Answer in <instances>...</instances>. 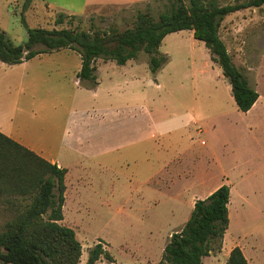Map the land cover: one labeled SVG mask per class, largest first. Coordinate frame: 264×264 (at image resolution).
Here are the masks:
<instances>
[{
  "label": "rangeland",
  "instance_id": "374dc122",
  "mask_svg": "<svg viewBox=\"0 0 264 264\" xmlns=\"http://www.w3.org/2000/svg\"><path fill=\"white\" fill-rule=\"evenodd\" d=\"M24 1L0 0V30L14 45L27 40L29 29L87 31L113 27L121 31L133 25L138 11L150 10L157 15L162 9V0H143L94 8L83 14L80 10L84 0H32L23 11ZM243 1L218 0V3ZM58 14L69 18L55 25ZM219 35L235 66L260 93L258 108L247 113L237 109L229 83L191 31L172 33L163 39L159 49L163 62L155 74L150 71L149 56L143 52L137 54L125 72L115 62L114 68L100 71L96 81L101 82L103 93L96 102L92 101L97 104L94 106H99L102 97L110 93L108 99L104 98L108 102L142 106L150 114L155 138L149 145V166L158 173L154 179L160 186H135L134 174L138 172L131 163L112 171L110 168L103 171L92 163L94 189L89 191L75 192V186L65 181L68 191L64 193L61 224L75 232L81 245L78 264H85L89 251L98 244L108 257L102 255L95 264H158L170 236L179 232L188 220L194 202L206 199L217 185L231 189L229 226L219 249L213 248L202 264H225L235 247L240 248L248 264H264V6L227 16ZM73 51L52 55L66 58L71 66L80 62L78 52ZM48 74L44 75V82L40 81L42 89L36 95L37 100L49 103V98L56 97L54 92L52 97L44 93L49 78L51 87L59 89L61 100L68 103L73 85L69 74L63 77L64 73L58 70L49 77ZM2 75L0 70V100L4 98V103L7 102L4 112L12 115L16 97H21L19 102L30 97L20 86L6 87ZM18 108L25 109L21 105ZM46 108L48 112L56 111L53 105ZM63 109L60 103L57 111ZM14 116L8 122V132L27 137L33 131L39 136V125L19 119V113ZM55 130H50L51 139L56 136ZM114 178H122L123 184H113ZM7 201L6 197L0 199V209L7 206ZM9 218L10 213L0 211V225Z\"/></svg>",
  "mask_w": 264,
  "mask_h": 264
},
{
  "label": "trees",
  "instance_id": "16d2710c",
  "mask_svg": "<svg viewBox=\"0 0 264 264\" xmlns=\"http://www.w3.org/2000/svg\"><path fill=\"white\" fill-rule=\"evenodd\" d=\"M31 1H24L23 11ZM263 6L264 0L225 5H220L218 0H162L157 15L150 10L138 11L133 25L121 31L113 27L87 31L29 29L27 40L20 45L12 44L0 30V62L11 66L39 54L76 50L81 60L78 78L95 84L96 59L123 66L143 52L149 56V68L155 74L163 62L159 52L163 39L187 30L207 48L211 62L218 65L230 85L237 109L246 113L258 99V93L233 63L219 29L227 16ZM66 18L69 16L58 14L54 24L61 25ZM65 174V169L45 161L0 132V199H8L7 206L0 211L11 214L0 225V264L80 262L82 250L75 232L61 224ZM229 198V186L222 185L206 199L196 200L183 228L170 236L158 264H202L213 248L219 249L229 223ZM102 255L108 257L98 244L89 251L85 264H95ZM225 264L248 262L240 248L235 247Z\"/></svg>",
  "mask_w": 264,
  "mask_h": 264
},
{
  "label": "crops",
  "instance_id": "0c3cea01",
  "mask_svg": "<svg viewBox=\"0 0 264 264\" xmlns=\"http://www.w3.org/2000/svg\"><path fill=\"white\" fill-rule=\"evenodd\" d=\"M132 1L137 2L143 0H84L80 12L84 14V12L86 13L88 10L94 8L128 5ZM57 52L74 51L65 49ZM57 52L39 54L17 65L10 66L0 62V70L3 71L2 76L5 77L4 80L7 82L6 87H9L11 84L17 87L20 86L21 89H24L21 91L23 93L26 92L27 96L30 97L22 102H19L21 97H16V100L13 101L15 107L13 112L19 113V119L26 120L27 123H36L37 126L39 125L41 131L38 137H36V133H32L33 131L29 132V136L27 137H24V134L16 136L8 132V122L13 121L15 113L10 115L8 112L7 114L4 112L7 102L4 103V98H2L0 100V132L45 161L65 169L64 185L65 181H70V186H75L73 189L75 192L94 189L91 187L94 185H92L93 178L91 176L92 163H96L98 168L103 169V171L106 168H110L109 170L112 171V168L115 170L117 166L122 168L124 163H131L138 172L135 173L136 175L134 174L133 184L135 186H160V184H156L154 179V176L158 173L150 170L151 154L149 152V145L155 138L154 125L150 114L142 106L139 107L131 104L117 105L112 104L110 101L108 102L104 98L108 99L111 95L110 93L106 94V97H102V103L99 106H94L97 104L92 103V101L96 102L99 99L100 93H103L101 91V82L96 81L100 76V71L107 69L106 67L114 68L112 65L114 62L96 59L95 84H92L87 80L81 81L77 76L81 68V60L78 54L80 62L76 65L72 63L71 66H68L69 64L65 61L66 58L59 59L53 57L52 54H56ZM58 59L62 62L58 61ZM131 61L129 60L125 65L119 67L123 68L125 72L132 66L129 65ZM14 70H18V72ZM57 70L64 73L63 77L69 74L70 82L73 80L71 97L68 103L61 100L58 93L59 89L54 90L51 87V80L49 78L47 79L45 85L46 91L44 93H46V96L52 97L54 92L56 97L53 99L49 98L51 100L49 103L47 101L37 100L36 95L42 89L39 88L40 81L44 82L43 79L46 73H49L47 75L49 77L50 73ZM258 77L260 81V76L258 75ZM111 79L109 77V81ZM1 84L2 81H0V87ZM64 84H66L65 81ZM260 99V93L258 92V99L252 108H258ZM60 103L63 104L64 109L58 112L57 106ZM19 105L24 106L25 109L18 108ZM47 105H53V109L56 111L48 112ZM262 107L264 109V106ZM10 116L11 118H9ZM54 128L57 129L55 130L56 136L54 139H51L49 133ZM143 162H146L145 167L142 166ZM140 167L142 170H140ZM73 169H75V172ZM166 169L167 166H165ZM114 173L117 174L116 171ZM183 175L186 177V173ZM112 183L122 185L123 180L122 178H114ZM129 183L132 184L130 180ZM220 186L222 185L215 186L212 192ZM183 190H186V188ZM65 191H68L67 185H65ZM230 199L231 189L228 206Z\"/></svg>",
  "mask_w": 264,
  "mask_h": 264
}]
</instances>
